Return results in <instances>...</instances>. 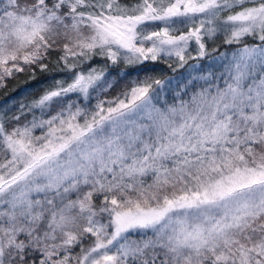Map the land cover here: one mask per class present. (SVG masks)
Segmentation results:
<instances>
[{
	"label": "snow or ice",
	"instance_id": "snow-or-ice-1",
	"mask_svg": "<svg viewBox=\"0 0 264 264\" xmlns=\"http://www.w3.org/2000/svg\"><path fill=\"white\" fill-rule=\"evenodd\" d=\"M20 74L0 264H264V0H0Z\"/></svg>",
	"mask_w": 264,
	"mask_h": 264
},
{
	"label": "trees",
	"instance_id": "trees-1",
	"mask_svg": "<svg viewBox=\"0 0 264 264\" xmlns=\"http://www.w3.org/2000/svg\"><path fill=\"white\" fill-rule=\"evenodd\" d=\"M155 67L167 71L166 66L163 64L157 63ZM41 79L42 77L38 75L36 80H29L25 74H20L17 79L8 83L6 89H0V102L12 97L19 98L22 95L28 98L38 95L43 87L40 83Z\"/></svg>",
	"mask_w": 264,
	"mask_h": 264
},
{
	"label": "rangeland",
	"instance_id": "rangeland-1",
	"mask_svg": "<svg viewBox=\"0 0 264 264\" xmlns=\"http://www.w3.org/2000/svg\"><path fill=\"white\" fill-rule=\"evenodd\" d=\"M181 71H183V70H181ZM0 103H2V102H0Z\"/></svg>",
	"mask_w": 264,
	"mask_h": 264
}]
</instances>
